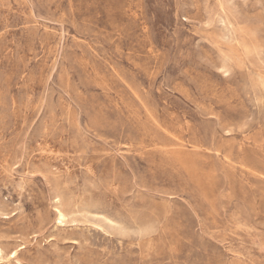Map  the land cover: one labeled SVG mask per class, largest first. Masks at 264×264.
Wrapping results in <instances>:
<instances>
[{"label": "rangeland", "instance_id": "obj_1", "mask_svg": "<svg viewBox=\"0 0 264 264\" xmlns=\"http://www.w3.org/2000/svg\"><path fill=\"white\" fill-rule=\"evenodd\" d=\"M0 264H264V0H0Z\"/></svg>", "mask_w": 264, "mask_h": 264}, {"label": "bare ground", "instance_id": "obj_2", "mask_svg": "<svg viewBox=\"0 0 264 264\" xmlns=\"http://www.w3.org/2000/svg\"><path fill=\"white\" fill-rule=\"evenodd\" d=\"M58 216L60 220L63 218L64 214L61 212V210H58Z\"/></svg>", "mask_w": 264, "mask_h": 264}]
</instances>
